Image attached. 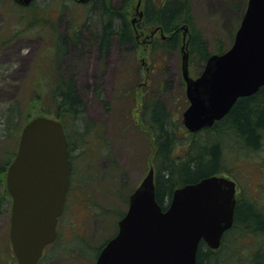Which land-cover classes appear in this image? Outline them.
<instances>
[{
	"label": "rangeland",
	"instance_id": "374dc122",
	"mask_svg": "<svg viewBox=\"0 0 264 264\" xmlns=\"http://www.w3.org/2000/svg\"><path fill=\"white\" fill-rule=\"evenodd\" d=\"M113 1L115 6H129L127 14L139 45L136 50L112 45L105 58L91 44L72 46L59 62L58 72L66 80L74 79L86 104L87 116L95 127L85 144L71 152L74 165L70 186L71 210L62 221L55 249L50 248L40 264H95V249L116 234L117 223L128 209L127 198L154 167L153 132L142 123L140 100L160 88L161 100L172 112L178 126L184 128L183 113L188 102L182 63L188 49L183 34L188 41L194 29L195 33H201L210 52L214 53L218 40L223 41L226 51L235 40L242 8L248 2L191 0L193 23L185 25L187 29L180 27V47L151 55V41L160 33L151 38L154 29L145 27L143 18L139 16L144 12L145 0ZM9 4L10 0L0 1L2 160L17 153L27 122L44 116L42 110L46 100L44 102V96L41 97L35 88H38L40 78L50 75L58 64L47 60L53 53V43L46 22L54 25L62 37L70 35L75 28H81L83 32L91 5H78L73 0H38L37 5L44 9L42 22L28 29L29 17L23 16L18 9L9 8ZM189 64L192 78L200 75L205 66L204 62L191 56ZM189 136L187 134V138ZM229 151L230 156L238 157L239 154L233 153L234 149ZM230 172L240 180L245 196L264 199V149L260 153H249L231 167ZM0 193L5 201L0 207V264H18L9 237L12 198L6 181ZM259 207L264 211V205ZM256 235L232 236L231 251L238 246L242 257H245L250 246L264 244V232Z\"/></svg>",
	"mask_w": 264,
	"mask_h": 264
},
{
	"label": "water",
	"instance_id": "95a60500",
	"mask_svg": "<svg viewBox=\"0 0 264 264\" xmlns=\"http://www.w3.org/2000/svg\"><path fill=\"white\" fill-rule=\"evenodd\" d=\"M14 1L28 7L35 0ZM74 1L87 4L91 0ZM182 74L189 101L183 125L191 133L212 127L239 98L258 92L264 86V0H248L228 51L212 55L196 79L190 76L189 55L185 53ZM68 146L64 125L55 118L36 117L22 130L6 177L12 198L9 236L18 264H37L45 247L57 238L58 217L72 171ZM235 206L236 183L214 175L176 189L164 210L156 200L152 167L130 196L117 235L105 245L95 264H198L202 241L219 249L224 234L233 226Z\"/></svg>",
	"mask_w": 264,
	"mask_h": 264
},
{
	"label": "trees",
	"instance_id": "16d2710c",
	"mask_svg": "<svg viewBox=\"0 0 264 264\" xmlns=\"http://www.w3.org/2000/svg\"><path fill=\"white\" fill-rule=\"evenodd\" d=\"M37 1L32 2L28 7H22L10 0L9 8L18 9L23 16L29 17L28 29L42 22L44 9L39 8ZM113 2V0H91L89 15L83 25L85 30L81 32V28H75L70 35L65 36L66 38L58 35L54 25L46 22L53 43V53L47 57V60L58 64L50 75L40 78V84L35 91L41 97L44 96V102L46 100L42 110L44 116L56 118L63 123L70 154L75 147L85 144L88 134L95 125L87 116L86 104L80 96L74 79L66 80L58 72L62 56L68 48L84 46L87 43L94 46L104 58L114 45L129 47L132 50H136L139 45L135 28L127 14L129 6L127 7L126 4L115 6ZM246 7L247 3L242 8L240 20L244 16ZM192 20L191 0H145L144 26L160 33L151 44V55L179 48L182 43L180 27L192 24ZM59 43L62 45L60 46ZM223 46V41L218 40L214 53L210 52L201 33H195L193 29L187 44L189 62L191 56L194 60L199 59L206 63L212 54L223 53ZM166 89L165 84L164 90ZM125 91L127 95L128 91L126 89ZM131 91L130 88L129 93ZM161 91L157 88L142 98L140 117L142 123L153 132L156 200L165 210L177 188L210 176L228 175L231 173L230 168L249 153L263 151L264 86L255 94L240 98L230 112L213 127L192 134L190 138H187L189 133L185 128L178 126L172 112L164 105L160 98ZM98 97L108 105L101 98V94H98ZM231 149H234V154H239L238 157L229 155ZM15 156L16 153L8 155L3 160L0 159V189L5 184L8 167ZM128 201L127 198V203ZM3 203L5 201L0 193V207ZM257 208L259 205L249 197H245L242 204L235 209V225L225 233L220 249L211 250L201 242L197 254L198 264H264V244L249 245L250 249L247 250L245 257H242L238 246L232 251L230 248V244L234 243L232 236L239 238L264 232V211ZM124 215L125 212L121 217ZM109 240L95 249L96 259ZM56 244L52 245L51 249H55ZM12 256L10 259H13Z\"/></svg>",
	"mask_w": 264,
	"mask_h": 264
},
{
	"label": "flooded vegetation",
	"instance_id": "af4514ba",
	"mask_svg": "<svg viewBox=\"0 0 264 264\" xmlns=\"http://www.w3.org/2000/svg\"><path fill=\"white\" fill-rule=\"evenodd\" d=\"M153 36V34L151 35V38H153L152 37ZM136 38H137V36H136ZM137 40H138V38H137ZM151 43H152V41H151ZM150 47H151V45H150ZM99 52V51H98ZM100 53V52H99ZM100 55H101V53H100ZM147 85H148V82L146 83ZM73 169H74V165H73ZM228 176L231 178V179H233L235 182H236V188H237V191H236V198H237V202H236V207H235V209L237 208V206H239V204H242V202L244 201V199H245V197H247V196H245L244 195V190H243V187H242V185H241V183H240V180L235 176V174H228ZM71 186V185H70ZM71 189V188H70ZM70 189H69V192H68V196H67V200H66V204H65V209H64V211H63V214L60 216V218H59V220H58V225H57V229H58V233H59V230H60V228H61V224H62V221L66 218V216L68 215V212L71 210V208H70ZM250 199V198H249ZM251 200L254 202V203H256L257 205H259V206H263L264 205V202H262L264 199H263V197H261V196H253V197H251ZM264 208V207H263ZM258 210H261L260 209V207L259 208H257ZM234 223H235V215H234ZM235 225V224H234ZM52 246V245H51ZM50 246V247H51Z\"/></svg>",
	"mask_w": 264,
	"mask_h": 264
},
{
	"label": "bare ground",
	"instance_id": "6f19581e",
	"mask_svg": "<svg viewBox=\"0 0 264 264\" xmlns=\"http://www.w3.org/2000/svg\"><path fill=\"white\" fill-rule=\"evenodd\" d=\"M151 50H152V46L150 47V51H149V53H151ZM140 104H141V107H142V105H143V103H142V99L140 100Z\"/></svg>",
	"mask_w": 264,
	"mask_h": 264
}]
</instances>
